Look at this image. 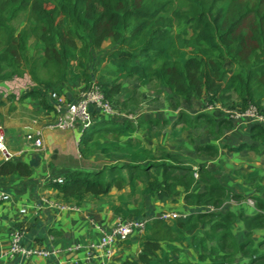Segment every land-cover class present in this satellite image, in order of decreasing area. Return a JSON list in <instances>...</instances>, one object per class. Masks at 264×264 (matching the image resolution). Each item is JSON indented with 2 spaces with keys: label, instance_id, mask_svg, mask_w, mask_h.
Masks as SVG:
<instances>
[{
  "label": "trees",
  "instance_id": "trees-1",
  "mask_svg": "<svg viewBox=\"0 0 264 264\" xmlns=\"http://www.w3.org/2000/svg\"><path fill=\"white\" fill-rule=\"evenodd\" d=\"M106 43L109 51L94 55ZM25 74L36 87L17 101L38 97L42 105L46 101L41 90L59 92L71 78L84 81L85 87L96 84L118 109L134 98L119 97L125 79L134 78L142 87L155 83L159 93L168 91L166 108L179 107L182 101L191 104V111L180 109L172 121L175 138L178 128L189 133L207 130L203 141L191 136L180 147L188 144L199 154L216 155L215 141L239 123L229 115L219 118L207 111L209 104L240 110L253 105L264 114V0H0V80ZM231 99H235L232 104ZM200 103L206 107L202 109ZM102 116L106 118L95 120L83 132L81 153L91 157L101 151L120 161L98 170H77L63 183L52 182L61 198L80 204L87 196L98 198L113 188H127L130 197L163 194L174 202L184 194L188 206L206 208L172 224L160 217L150 219L140 254L123 264H232L237 253L250 256L251 262L264 258L252 238L256 229L264 227V197L258 196L257 206L263 211L255 215L210 210L209 205L221 207L233 190L206 162L195 167L185 161L195 159L135 137L141 130L171 124L168 117H142L135 122L126 116ZM246 127L248 138L226 148L233 153L263 152L264 125ZM32 170L30 164L10 159L0 164V175L29 176ZM243 177L254 180L264 193L260 168ZM119 198L124 200L125 193ZM113 210L122 218H144L142 208L126 203L114 205ZM237 218L247 229L243 241L231 229ZM203 225L209 227L202 234L189 236ZM188 240L200 262L175 255Z\"/></svg>",
  "mask_w": 264,
  "mask_h": 264
},
{
  "label": "crops",
  "instance_id": "crops-1",
  "mask_svg": "<svg viewBox=\"0 0 264 264\" xmlns=\"http://www.w3.org/2000/svg\"><path fill=\"white\" fill-rule=\"evenodd\" d=\"M3 81L0 80V84H3ZM85 86L84 81L71 78L63 83L59 92L68 99H75ZM34 87H36L35 84ZM34 87L28 88L24 92L21 91V94L17 93L14 98L16 99L15 108L11 110L9 107L13 105H9L7 109L10 111L9 113L1 109V106L6 103L0 98V102H2L0 104V126L4 135L7 130L16 133V137H13L10 142L6 141L5 136L9 157L6 158L1 154L0 164L4 160L10 159L14 162L28 163L33 167L29 176L0 175L1 187L6 189L11 195L7 201H0V264H123L127 260L137 258L140 254L144 231L135 232L125 242H117L114 247V254L111 257H107L104 250L100 248L102 235L100 229L110 231L121 218L113 210L114 205L122 202L131 208H142L143 217L150 219L159 217L163 212H176L179 217H185L193 211L201 212L206 210L204 206L190 207L184 205V194L178 197L176 202H174L173 198L163 195V197L170 198L172 202L177 204L179 209L172 202L170 204L163 202V206L158 205L155 208H148L146 205L145 209L143 202L139 201L138 205L132 204L130 200L133 199L129 200L131 198L128 196L129 192H119L120 190L117 188L113 189L119 192L117 195L118 203H106L107 201H104L103 198L107 194L98 198L87 196L80 204L71 199L61 198L58 192L51 187L54 179L65 178V176L77 170H98L114 164L120 159L117 157L108 159L101 151H97L91 157H85L81 153L80 140L83 132L77 128H61L55 125L56 111L55 102L51 96V89L41 90V94L46 101L45 105H42L38 97H28L23 101H17L23 93L32 90ZM94 114L96 121L101 122L106 118L99 112L95 111ZM246 126L247 124L236 126L215 142L220 144V141L224 140L226 145H238L248 138L249 130ZM77 130L82 133L80 138H78ZM29 134L33 135V137L41 138L42 145H34V141L27 138ZM135 137L140 140L137 137V133ZM194 143L199 144L197 142ZM186 146L192 149V146L188 144ZM201 156L192 157L195 162L189 163H193L192 165L196 167L198 164L206 162L201 159ZM211 171L218 176L217 172ZM246 173L239 171L238 177L239 183L244 182L247 184L244 189L236 185L235 180H226V175L218 176L225 185L233 190V194H229L226 197L225 204L223 203L221 208L222 211L231 209L235 213H244L245 215H255L257 212L263 211L257 206V201L259 199L258 196L264 197V193L257 190L254 180H248L243 177ZM252 182L253 185L251 186ZM112 190L109 194L112 193ZM123 192L125 193V199L120 200L119 196ZM234 194H237L240 198L245 196L247 200L253 199L254 203L250 204L248 201L247 203H240V207L234 209L231 206L233 203L230 202L235 197ZM94 202H100V205L96 206ZM55 203L68 204L72 207L70 209L61 208ZM174 220L170 219L168 222L172 224ZM237 221L232 224L231 229L236 239L243 241L246 238L247 229H245L243 221L244 229H237L241 226ZM208 227L203 225L195 229L189 236L202 234ZM14 231L21 232V242L24 246L33 249H59V254L49 257L33 255L28 259H22L19 255H10L9 249ZM260 233H264V227L256 229L252 238L258 251L264 255V239H256ZM189 240L186 244L180 245L181 251L175 255L180 260H188L193 263L200 262L199 253L187 245Z\"/></svg>",
  "mask_w": 264,
  "mask_h": 264
},
{
  "label": "rangeland",
  "instance_id": "rangeland-1",
  "mask_svg": "<svg viewBox=\"0 0 264 264\" xmlns=\"http://www.w3.org/2000/svg\"><path fill=\"white\" fill-rule=\"evenodd\" d=\"M176 2V1H175ZM109 44L106 43L104 46H102L100 49L94 50V55H98V57L106 52L109 51ZM34 87L33 82L31 81L28 74H25L23 77H14L9 80L3 81V84H0V98L5 101V105L1 106V109L5 110L6 113H9L8 106L14 105L16 102V99H14L17 95V93L21 94L28 88ZM159 86L155 83H151L147 86H140L138 84V81L134 78H127L124 80L122 84L121 91L119 93V97L121 100H124L126 97L127 99L132 98L131 102L129 103V106H127L124 109H118L114 108L113 115H119V117H128L132 120H135V122L144 117L145 119L150 118H161L164 119L168 117L171 121V124L165 125L163 127L155 126L153 131H147V130H141L137 132V137L145 144L147 145H153L155 148L158 147H164L167 148L169 151H179L183 156H186L187 158H196L200 157L202 155L198 153L196 148L192 149L189 146L180 147L182 140H187L188 138H191V136L194 137L195 141H202L204 140V137L207 136V130L206 128H200L198 130H192L191 133L189 132H183L180 131L179 128L177 129V138L173 136V125L172 121L176 119V114L179 112L180 109H188L191 111V104L182 101L179 105V107H168L166 108L164 103L166 100V97L168 96V91H163L162 93H159L158 90ZM22 91V92H21ZM15 94V95H13ZM14 96V97H13ZM233 100H230V104L233 103ZM202 109L206 107V105H203ZM205 106V107H204ZM213 106V105H212ZM211 106V107H212ZM11 109V106L9 107ZM174 109V110H173ZM219 108L212 107L207 108V111H212L216 113V116L219 118H224L223 116L228 117L227 111H239V107H224L225 110H223L224 114L221 111H218ZM1 117V114H0ZM230 117V116H229ZM264 125V124H262ZM241 126V125H240ZM6 141L10 142L13 137H16V133L11 130H7V133L5 134ZM226 141L222 140L220 141V144H218L219 147V153L214 155L212 152L204 154L201 156V159L206 161V164L208 165V168L211 170H214L218 173V176H225L226 180L231 179L236 181V185L239 187H242L243 189L246 187V183L242 182L239 183V171L242 173H246L249 171H252L254 168H260L264 172V151L263 152H255V151H242L240 153H233L227 150L226 148ZM225 144V145H224ZM177 146V148L175 147ZM262 148V146H261ZM186 162H190L185 159ZM246 182V181H245ZM253 185V182L250 184ZM202 188V185L200 186ZM234 188V187H233ZM124 191L128 193V189L124 188L120 190L119 192ZM115 189L112 190L111 194H107L103 199L104 201H107L106 203H118L117 195L119 193ZM233 194V193H230ZM233 197V196H231ZM133 199V200H130ZM130 202L134 205H138L139 201L143 202L145 204V209L148 206V208H155V206H163V202L170 204L171 199L163 197V194H158L156 197L151 196H134L129 198ZM97 201V200H96ZM247 201L250 204L254 203L253 199L247 200L245 196H241L236 198L234 197L230 202L233 204L234 209H238L240 207V203H247ZM184 205L186 204L185 199L183 200ZM175 204L174 202H172ZM225 204V203H224ZM94 205L99 206L100 202H94ZM147 205V206H146ZM223 205V204H222ZM221 207H215L213 205H209L213 207V210L220 209ZM177 209H179V206L177 204L174 205ZM150 212V211H149ZM238 212V211H237ZM238 220V221H237ZM237 223H240L241 226H239L237 229L243 228L242 225V219L237 218ZM244 226L245 223L243 222ZM244 229V228H243ZM246 229V227H245ZM237 232V230H235ZM264 239V233H260L256 239ZM254 241V240H253ZM263 248V247H260ZM264 264V258H258L255 257V260L251 262V257L243 255L241 253H237L234 257V261L232 264Z\"/></svg>",
  "mask_w": 264,
  "mask_h": 264
},
{
  "label": "built area",
  "instance_id": "built-area-1",
  "mask_svg": "<svg viewBox=\"0 0 264 264\" xmlns=\"http://www.w3.org/2000/svg\"><path fill=\"white\" fill-rule=\"evenodd\" d=\"M52 99L55 102L56 120L55 125L61 128H77L81 131L87 130L95 121L94 112H99L101 114H111L114 113V108L112 104L105 98L103 93L100 91L98 86L94 83L88 87L83 88L75 99H68L63 94L52 90ZM213 105V106H212ZM217 107L219 109L225 110L221 104H209L207 108ZM229 116L237 121V126L241 124L248 123H260L264 124V114L259 111V109L253 105L247 107L245 110L239 111H227ZM28 139L34 141V145L41 146L42 139L39 137H33V135H27ZM7 150L5 144V135L0 126V152L6 158L5 151ZM64 178H56L52 182L63 183ZM11 197L10 193L1 187L0 185V201H7ZM58 204V203H55ZM61 208L70 209L72 206L68 204L60 203L58 204ZM210 210L213 207L208 206ZM25 211V210H22ZM160 218L164 220L176 219L179 215L176 212H163L159 215ZM150 218H119L116 224L111 228L110 231L100 229L102 232L100 248L104 250L107 257H111L115 251V244L117 242H125L128 240L135 232L144 231L146 224ZM94 223L93 221H91ZM98 228V226L96 225ZM22 235L20 231H14L11 238V244L9 249V254L19 255L22 259L31 258L33 255H42L49 257L51 255L59 254V249H33L26 247L22 244ZM1 259V256H0Z\"/></svg>",
  "mask_w": 264,
  "mask_h": 264
},
{
  "label": "water",
  "instance_id": "water-1",
  "mask_svg": "<svg viewBox=\"0 0 264 264\" xmlns=\"http://www.w3.org/2000/svg\"><path fill=\"white\" fill-rule=\"evenodd\" d=\"M77 132H78V134H79V135H78V138H80V136H81L82 133L79 132L78 130H77ZM5 154H6V156H9V153L7 152V150L5 151Z\"/></svg>",
  "mask_w": 264,
  "mask_h": 264
},
{
  "label": "clouds",
  "instance_id": "clouds-1",
  "mask_svg": "<svg viewBox=\"0 0 264 264\" xmlns=\"http://www.w3.org/2000/svg\"><path fill=\"white\" fill-rule=\"evenodd\" d=\"M81 131V130H80ZM81 132H84V131H81Z\"/></svg>",
  "mask_w": 264,
  "mask_h": 264
}]
</instances>
